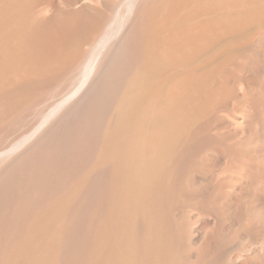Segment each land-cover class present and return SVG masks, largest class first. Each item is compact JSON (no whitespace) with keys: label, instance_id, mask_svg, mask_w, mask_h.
<instances>
[{"label":"bare ground","instance_id":"obj_1","mask_svg":"<svg viewBox=\"0 0 264 264\" xmlns=\"http://www.w3.org/2000/svg\"><path fill=\"white\" fill-rule=\"evenodd\" d=\"M44 1L0 0V150L43 101L79 75L83 87L0 162V264H239L218 225L193 248V224L225 216V187L262 177L264 55L250 36L264 0H74L43 16ZM247 72L257 83L228 133L219 118ZM248 259L264 264V233Z\"/></svg>","mask_w":264,"mask_h":264},{"label":"rangeland","instance_id":"obj_2","mask_svg":"<svg viewBox=\"0 0 264 264\" xmlns=\"http://www.w3.org/2000/svg\"><path fill=\"white\" fill-rule=\"evenodd\" d=\"M59 1L61 0H45L43 4L40 5L41 7L39 6V8L42 11V14H41L40 9L38 8L39 13L43 16L44 15L49 16L52 12L54 14L56 13L61 14V13H66L68 11L70 12V10H73L78 7V4L75 3L74 0L70 1L67 4L60 3ZM64 10L66 11L64 12ZM257 31L251 32L252 35L250 37L252 38L253 43L257 44L256 49L257 48L259 49V50L257 49L258 52L261 51L262 52L261 55H264V48H263L264 26L260 27ZM259 41L262 44H260ZM225 44H227V42H225ZM259 45L260 47H258ZM257 75H259V77L264 80V69H261ZM257 75L250 74L248 72L243 75L244 81H242L241 85L235 89L233 96L228 100V103L226 106V112L223 113L222 115L223 117L219 118V123L222 126V130H225L228 133H233V131L235 130V124L236 123L238 124L243 121L237 108L241 100L243 99L242 96L244 95V93H246V90L251 87L255 88L257 79H258L256 77ZM80 79H82L81 75H79L73 81L74 84L72 82L73 85L69 86V88L71 87L70 90L68 91L69 94L73 92L72 95H69L68 92L66 93V99L68 97L69 99L66 100L65 98H63L65 97V94L46 99L45 101L42 102V104L44 105L42 107L44 109L41 107L42 104L40 105L44 113L41 111V108H40L39 114L37 113V114L31 115L29 119V122L31 123L29 124V126L18 129L19 131L16 130L17 132L13 131L9 134V136L7 137L5 141V146L2 148V150H0V156H1L0 162L6 161L10 159L13 155L23 151L24 148H26L28 145L32 143V141L37 136V134L43 131L44 128H46V126H48L51 123L52 121L51 119H53L56 113L57 114L60 113V111H62V109H64L69 102L76 99L79 93V90L77 92L75 91L77 90V88L82 89L83 87V86L81 87V84L84 78L82 80ZM61 99H64V100H62V102L60 103L59 100ZM53 110L54 112H52ZM50 112L53 113L54 115L53 117L51 116L52 114ZM46 113L48 114V116L46 115ZM49 113L51 115H49ZM40 116H42L41 118H44L43 116H45V118H47L49 122L45 118H44L45 121L39 122L43 120L39 118ZM49 116L50 118H48ZM253 119L254 121L257 120V123L254 122V128L256 129L257 133L261 136L262 141L260 140V141L254 142V144L251 147V150H252L253 157L256 159V163L260 165V169H262V177L260 179L255 180V184L253 185H245L242 183L240 185H237L233 189H228L225 187L224 189L225 194L223 195L220 201L222 206L224 207V211L222 210V212L225 213V216L221 217V219H218L217 216L200 217L199 215H197L195 218L194 224H193L194 225L193 236H192L193 243H194L193 248L195 245H198L199 243H201L206 233H208L211 229H213L215 225H218L224 237H229V238L233 237L240 244L241 254L238 256V258H236V262L239 264L240 262L243 261V258L247 254L248 249L252 246L254 240L263 239V233H264L261 230V226H260V223L264 219V107L261 112V115H254ZM37 121L42 124L44 123V125L43 126L41 124L38 125ZM35 126L36 127L42 126V127H40L41 129L37 127L39 129L37 130ZM33 133H34V136H33ZM26 135H27L28 140L26 139ZM26 141L28 144L26 143ZM22 143L25 145H23ZM213 162L215 166L214 169L217 170L218 173H220L226 164L225 163L226 158L223 155L219 154L213 157ZM241 187H242V191L240 192ZM204 197L205 196H201L199 197V199H203ZM244 224L247 225L246 228L248 232H245V230H242L243 228L242 226H244ZM248 260L249 262H247V264H258L257 261L255 260H250V259Z\"/></svg>","mask_w":264,"mask_h":264}]
</instances>
